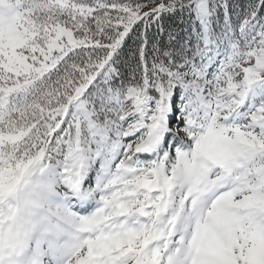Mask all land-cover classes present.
I'll return each mask as SVG.
<instances>
[{"label": "snow or ice", "instance_id": "snow-or-ice-1", "mask_svg": "<svg viewBox=\"0 0 264 264\" xmlns=\"http://www.w3.org/2000/svg\"><path fill=\"white\" fill-rule=\"evenodd\" d=\"M0 264H264V0H0Z\"/></svg>", "mask_w": 264, "mask_h": 264}]
</instances>
